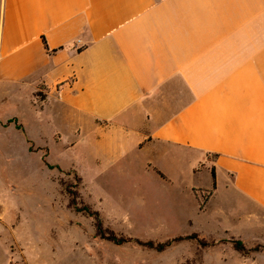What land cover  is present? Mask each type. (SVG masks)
<instances>
[{"label":"crops","instance_id":"0c3cea01","mask_svg":"<svg viewBox=\"0 0 264 264\" xmlns=\"http://www.w3.org/2000/svg\"><path fill=\"white\" fill-rule=\"evenodd\" d=\"M9 84L79 127L91 162L177 152L214 169L208 204L221 181L264 214V0H0ZM2 196L0 264H44Z\"/></svg>","mask_w":264,"mask_h":264},{"label":"rangeland","instance_id":"374dc122","mask_svg":"<svg viewBox=\"0 0 264 264\" xmlns=\"http://www.w3.org/2000/svg\"><path fill=\"white\" fill-rule=\"evenodd\" d=\"M32 92L0 88V194L9 210H20L23 237L49 244L44 264H264V214L221 181L198 212L206 194L199 188L211 183L202 165L193 172L191 159L173 151L155 154L149 165L134 153L111 165L91 162L95 147L83 142L82 130L43 111L39 118L42 94ZM84 205L98 213L99 229ZM177 237L161 250L146 244Z\"/></svg>","mask_w":264,"mask_h":264},{"label":"trees","instance_id":"16d2710c","mask_svg":"<svg viewBox=\"0 0 264 264\" xmlns=\"http://www.w3.org/2000/svg\"><path fill=\"white\" fill-rule=\"evenodd\" d=\"M44 43V47H45V49L46 50H48V47L46 46V44H45V42H43ZM54 51V50H53ZM36 96H39L40 94H38V92H37V94H35ZM41 97V96H40ZM42 98V97H41ZM8 123H11V120H8L7 121ZM14 125H15V127L17 128V129H20V130H22V127L18 124V123H15L14 122ZM29 150H31L30 149V147H29ZM48 167L49 168H53L54 166L53 165H48ZM159 175H160V177H162L163 178V176H162V174L159 172V171H157V170H155ZM210 176H211V179H212V188L211 189H209V190H204V192H206V194L204 195L203 193H202V195L200 196V199H199V202H198V205H199V208L200 209H202L203 208V205L205 204V202H207V200H208V198H209V196L211 195V193H212V189H214V187H215V174H214V169L213 168H211V170H210ZM73 203V200L71 199L70 200V203L68 204L69 206H71V204ZM82 209L84 210V212L87 214V215H89V216H93L94 217V224H95V227L96 228H100V226H101V222H100V220H99V218H98V213L96 212V211H91L90 210V208L89 207H87V206H83L82 207ZM180 238L179 237H177V238H173V239H170V240H166L165 242H163V243H157V244H155V245H153L151 242H148V243H146L148 246H150V247H154V248H156L157 250H161V249H163V248H165L166 246H169L172 242H175L176 240H179ZM112 240H114L115 241V239H112ZM121 242H123L122 240H116V244H121ZM263 249H264V247H262Z\"/></svg>","mask_w":264,"mask_h":264}]
</instances>
